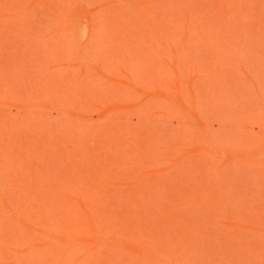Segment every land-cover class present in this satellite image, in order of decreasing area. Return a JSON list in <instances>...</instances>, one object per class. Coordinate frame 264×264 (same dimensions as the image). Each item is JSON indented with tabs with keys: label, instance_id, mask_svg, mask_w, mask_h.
<instances>
[{
	"label": "rangeland",
	"instance_id": "1",
	"mask_svg": "<svg viewBox=\"0 0 264 264\" xmlns=\"http://www.w3.org/2000/svg\"><path fill=\"white\" fill-rule=\"evenodd\" d=\"M0 264H264V0H0Z\"/></svg>",
	"mask_w": 264,
	"mask_h": 264
}]
</instances>
